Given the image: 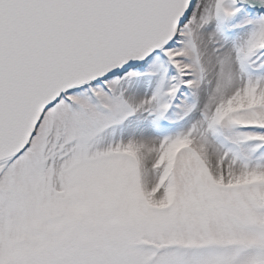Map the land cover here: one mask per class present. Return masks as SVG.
<instances>
[{
    "label": "snow or ice",
    "instance_id": "6c2138e0",
    "mask_svg": "<svg viewBox=\"0 0 264 264\" xmlns=\"http://www.w3.org/2000/svg\"><path fill=\"white\" fill-rule=\"evenodd\" d=\"M0 264H264V0H0Z\"/></svg>",
    "mask_w": 264,
    "mask_h": 264
}]
</instances>
